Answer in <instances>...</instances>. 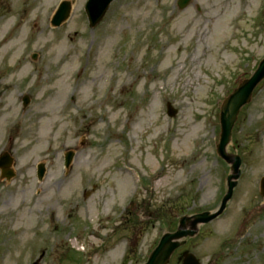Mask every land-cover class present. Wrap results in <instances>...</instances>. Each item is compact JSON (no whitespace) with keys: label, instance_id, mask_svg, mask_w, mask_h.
<instances>
[{"label":"rangeland","instance_id":"374dc122","mask_svg":"<svg viewBox=\"0 0 264 264\" xmlns=\"http://www.w3.org/2000/svg\"><path fill=\"white\" fill-rule=\"evenodd\" d=\"M59 1L0 0V264H142L180 216L219 205V105L264 56V0H113L93 27L69 0L52 27ZM226 151L232 198L186 245L202 264H264V80Z\"/></svg>","mask_w":264,"mask_h":264},{"label":"water","instance_id":"95a60500","mask_svg":"<svg viewBox=\"0 0 264 264\" xmlns=\"http://www.w3.org/2000/svg\"><path fill=\"white\" fill-rule=\"evenodd\" d=\"M111 0H87L85 11L90 26H94L102 18ZM189 0H177V5L180 9L188 4ZM70 2L61 1L56 9L55 14L51 19L52 26H59L70 12ZM35 57V55H33ZM264 78V57L259 61L255 70L247 78L239 81L237 87L233 89L222 101L219 108V126L220 133L216 144L217 155L230 165L229 173L226 176V191L221 198L219 207L214 211H202L192 215H183L178 220V225L175 231L165 232L160 237L157 245L148 255L147 260L143 264H166L172 252L179 246L185 243V239L193 237L198 231V225L205 224L218 217L229 199L232 196L233 189L237 184V179L240 175L241 159L238 155L226 152V146L231 139V131L236 121L239 110L243 105L249 102L251 94L256 85ZM23 104L27 105L29 98L23 97ZM166 113L172 117L176 114L170 103L166 104ZM73 157V152L67 151L64 154V165L69 166ZM11 157L6 152L0 155V169L2 176L9 179L13 176L12 170L9 168ZM44 173L43 164L37 166V177L41 179ZM260 193L264 194V176L260 180ZM36 264V263H34ZM181 264H199L197 258L187 251L183 252V260Z\"/></svg>","mask_w":264,"mask_h":264},{"label":"flooded vegetation","instance_id":"af4514ba","mask_svg":"<svg viewBox=\"0 0 264 264\" xmlns=\"http://www.w3.org/2000/svg\"><path fill=\"white\" fill-rule=\"evenodd\" d=\"M184 250H188V251L192 252V246H191V245H186L185 247L180 248V249L178 250V252L175 253V254L172 256V258L174 259L175 264H180V263H181V260H182V258H181V253H182Z\"/></svg>","mask_w":264,"mask_h":264},{"label":"bare ground","instance_id":"6f19581e","mask_svg":"<svg viewBox=\"0 0 264 264\" xmlns=\"http://www.w3.org/2000/svg\"><path fill=\"white\" fill-rule=\"evenodd\" d=\"M198 164H200V162H199ZM128 179H129V177H128V175H126V177H125V182H127ZM155 181H156V179H155Z\"/></svg>","mask_w":264,"mask_h":264}]
</instances>
